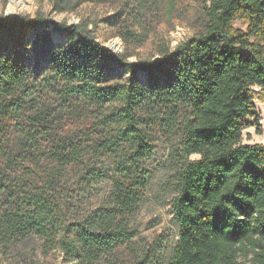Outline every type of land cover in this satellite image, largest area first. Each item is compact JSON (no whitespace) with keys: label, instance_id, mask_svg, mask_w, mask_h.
Instances as JSON below:
<instances>
[{"label":"trees","instance_id":"1","mask_svg":"<svg viewBox=\"0 0 264 264\" xmlns=\"http://www.w3.org/2000/svg\"><path fill=\"white\" fill-rule=\"evenodd\" d=\"M83 1L96 0H51L57 12ZM205 14L203 32L140 62L97 41L86 20L27 22L63 40L54 49L51 34V63L35 74L0 53L4 240H49L62 228V250L92 264L130 239L146 187L130 176L158 126L175 132L180 151L177 238L165 264H264V144L241 142L245 120L257 124L252 87L264 93V0H210ZM9 22L26 19L0 17Z\"/></svg>","mask_w":264,"mask_h":264},{"label":"rangeland","instance_id":"2","mask_svg":"<svg viewBox=\"0 0 264 264\" xmlns=\"http://www.w3.org/2000/svg\"><path fill=\"white\" fill-rule=\"evenodd\" d=\"M20 1L24 10L12 12L25 17L26 22L0 24V53L12 62L24 65L31 74L43 72L51 63L48 49L53 26L27 23L37 14L61 23L86 20L97 41L108 48H116L115 52L125 53L130 62H140L161 59L164 51H171L187 38L203 32L207 22L205 7L210 3V0H96L83 1L74 10L57 12L53 10L51 0ZM7 3L8 0H0V17L8 16L5 14ZM140 3L143 5L139 6ZM234 27L245 30L246 25L235 21ZM59 44V40L52 42V48L57 49ZM105 65L106 71L116 78L127 77L124 66L113 62ZM252 88L255 90L253 103L257 124L252 123L253 119L245 120L241 142L264 144V93L259 86ZM153 141V151L141 159L140 169L130 176L132 181L136 180L135 176L146 180L144 198L129 222L134 234L92 264L166 263L177 238L173 200L180 151L175 132L157 126ZM198 157V154H191L189 159ZM6 200V195L0 198V210ZM70 222L66 220L65 225L69 226ZM53 233L49 240L35 235L7 241L0 234V264H85L62 250L58 241L62 228Z\"/></svg>","mask_w":264,"mask_h":264},{"label":"bare ground","instance_id":"3","mask_svg":"<svg viewBox=\"0 0 264 264\" xmlns=\"http://www.w3.org/2000/svg\"><path fill=\"white\" fill-rule=\"evenodd\" d=\"M24 8V4L20 0H8L6 10L18 13L24 10ZM51 34L54 36L55 40H63V33L61 31H55L54 28H51ZM114 50H116V48H114Z\"/></svg>","mask_w":264,"mask_h":264},{"label":"water","instance_id":"4","mask_svg":"<svg viewBox=\"0 0 264 264\" xmlns=\"http://www.w3.org/2000/svg\"><path fill=\"white\" fill-rule=\"evenodd\" d=\"M5 14L6 15H9V14H14L13 12H10V11H7V10H5ZM110 49H112L113 51H116V50H114L112 47H109Z\"/></svg>","mask_w":264,"mask_h":264}]
</instances>
